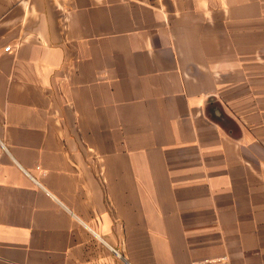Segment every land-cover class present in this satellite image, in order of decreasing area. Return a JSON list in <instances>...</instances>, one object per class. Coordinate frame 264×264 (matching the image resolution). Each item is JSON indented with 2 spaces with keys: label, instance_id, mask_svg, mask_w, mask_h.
Wrapping results in <instances>:
<instances>
[{
  "label": "crops",
  "instance_id": "crops-1",
  "mask_svg": "<svg viewBox=\"0 0 264 264\" xmlns=\"http://www.w3.org/2000/svg\"><path fill=\"white\" fill-rule=\"evenodd\" d=\"M0 264H264V0H0Z\"/></svg>",
  "mask_w": 264,
  "mask_h": 264
},
{
  "label": "built area",
  "instance_id": "built-area-1",
  "mask_svg": "<svg viewBox=\"0 0 264 264\" xmlns=\"http://www.w3.org/2000/svg\"><path fill=\"white\" fill-rule=\"evenodd\" d=\"M9 49H10V47H7V48L5 49V51H9Z\"/></svg>",
  "mask_w": 264,
  "mask_h": 264
}]
</instances>
